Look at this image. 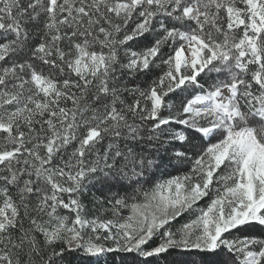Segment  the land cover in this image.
Returning <instances> with one entry per match:
<instances>
[{"label": "snow or ice", "instance_id": "1", "mask_svg": "<svg viewBox=\"0 0 264 264\" xmlns=\"http://www.w3.org/2000/svg\"><path fill=\"white\" fill-rule=\"evenodd\" d=\"M0 264H264V0H0Z\"/></svg>", "mask_w": 264, "mask_h": 264}, {"label": "trees", "instance_id": "2", "mask_svg": "<svg viewBox=\"0 0 264 264\" xmlns=\"http://www.w3.org/2000/svg\"><path fill=\"white\" fill-rule=\"evenodd\" d=\"M204 202L202 201L201 204H203Z\"/></svg>", "mask_w": 264, "mask_h": 264}]
</instances>
